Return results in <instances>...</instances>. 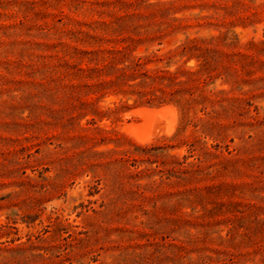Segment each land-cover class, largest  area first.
Listing matches in <instances>:
<instances>
[{
    "label": "rangeland",
    "instance_id": "obj_1",
    "mask_svg": "<svg viewBox=\"0 0 264 264\" xmlns=\"http://www.w3.org/2000/svg\"><path fill=\"white\" fill-rule=\"evenodd\" d=\"M225 6L227 10L223 9ZM166 8L169 12L162 14L161 10ZM116 18L178 26L174 31L163 32L161 39L150 46L139 45L138 53L147 46L148 51L160 48L164 52L187 36L208 37L227 30L237 36L235 47L226 50L243 54L227 59L238 84L235 86L240 89L233 86L229 95L253 103L243 121L263 122L256 132L223 134L231 147L239 150L251 143L248 135L260 140L251 152L263 165V172L246 170L241 177L226 183L237 189L229 198L231 201L254 204L244 215L250 220L258 217L264 221V50L260 46L245 47L250 40H264V0H81L78 5L74 0H0V264H120L124 257L125 263L130 264L127 253L133 250L140 252L145 245L179 242L183 238L179 231L145 228L139 219L118 221L95 215L92 209L99 210L110 175L104 168H90L86 164L74 168L68 161L85 148L97 152L112 150L92 158L96 160L118 157L119 150L132 149L133 143L160 145L162 137L172 135L179 124L176 107L122 109L117 122H101L109 132H94L95 138L85 143L69 139L81 132H56L48 124L51 117L44 111V107H54L45 98V89L53 86L52 67L57 62L55 55L62 50L60 46H51L58 32L84 28L83 24L91 20ZM150 33L124 31L121 36L137 39ZM193 64L191 60L189 65ZM215 86L231 88L221 79ZM115 101L108 96L100 104L113 107ZM139 109L154 112L139 114ZM147 119L151 120L149 140L136 141L128 132L145 127L149 124ZM170 123L172 127L167 131ZM185 151L183 146L171 153L181 155ZM96 180L101 182L100 192L89 188ZM252 189L258 195L251 196ZM240 190L246 193L238 194ZM228 226L221 219L215 230L224 235ZM250 226L255 228L257 224ZM247 260L250 259L240 258L227 264H254Z\"/></svg>",
    "mask_w": 264,
    "mask_h": 264
},
{
    "label": "trees",
    "instance_id": "obj_2",
    "mask_svg": "<svg viewBox=\"0 0 264 264\" xmlns=\"http://www.w3.org/2000/svg\"><path fill=\"white\" fill-rule=\"evenodd\" d=\"M83 25L59 31L51 43L52 48L60 46L62 50L55 55L53 86L45 89V98L54 107H44V111L56 132H81L69 139L85 143L95 138L94 132H109L101 124L103 120L115 123L122 109L137 106L172 105L180 116L175 132L163 136L160 145L133 143L132 149L119 150L118 157L108 159L92 160L112 152L92 148L69 157L74 168L86 164L104 168L110 175L99 210L92 209L95 215L118 221L139 219V224L154 231L182 232L179 242L149 244L140 252L127 253L130 264H227L246 257L254 264H264V221L246 217V210L254 204L231 201L237 189L226 183L246 170L263 172V165L251 152L260 140L248 135L251 143L242 151L231 147L223 134L256 132L263 122L243 121L253 103L229 95L238 84L227 59L243 54L226 49L235 47L237 36L229 30L208 37L187 36L161 52L160 48L148 51V47L161 39L163 32L176 30L175 24H139L130 18H116ZM124 31L151 33L136 39L122 37ZM144 44L149 46L138 53L137 47ZM258 46L264 50V40L245 44L247 48ZM191 60L193 65H189ZM218 79L231 88L217 89ZM108 96L116 99L113 107L101 106ZM58 146L62 147L61 143ZM183 146L184 154L171 153ZM100 183L96 180L89 188L100 192ZM250 195H258L257 190L252 189ZM221 219L229 225L224 235L215 230ZM253 222L257 227L251 228ZM122 261L120 264H126V257Z\"/></svg>",
    "mask_w": 264,
    "mask_h": 264
},
{
    "label": "bare ground",
    "instance_id": "obj_3",
    "mask_svg": "<svg viewBox=\"0 0 264 264\" xmlns=\"http://www.w3.org/2000/svg\"><path fill=\"white\" fill-rule=\"evenodd\" d=\"M158 110V109H157ZM170 110H172L171 108H170ZM138 112H140L139 114H141V113H143V114H149V113H153L154 111H150V110H147V109H139V110H137ZM158 113V112H157ZM156 113V114H157ZM161 113V112H160ZM155 115V114H154ZM143 120H144V117H143ZM148 120V123L149 124H147L145 127L143 126V128L142 129H136V128H133V129H131L130 130V132H128L129 134H131V136H133V138H135V140L136 141H139V142H144V141H146V140H149V137H150V135H151V120H149V119H147ZM146 123H147V121H145ZM146 123H144V125L146 124ZM143 124V123H142ZM132 125V124H131ZM136 125V124H135ZM138 125V124H137ZM136 125V126H137ZM140 125V124H139ZM129 126V125H128ZM141 126V127H142ZM131 127H133V126H131ZM138 128H139V126H137ZM171 127H172V124L170 123V125H169V127H168V129H167V131H170V129H171Z\"/></svg>",
    "mask_w": 264,
    "mask_h": 264
}]
</instances>
